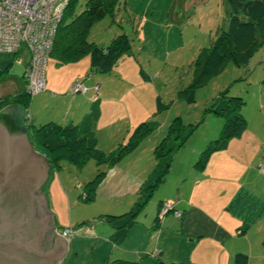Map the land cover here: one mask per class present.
Wrapping results in <instances>:
<instances>
[{"label":"crops","instance_id":"1","mask_svg":"<svg viewBox=\"0 0 264 264\" xmlns=\"http://www.w3.org/2000/svg\"><path fill=\"white\" fill-rule=\"evenodd\" d=\"M28 56L24 48L15 53H0V100L25 92L23 71ZM9 58L11 63L3 71L2 64ZM101 76V72L90 67L87 55L74 61L61 62L48 54L43 75L44 89L30 96L26 106L18 103L2 105L0 117L11 118L18 130H26L31 143L30 125L38 126L47 122L62 126L77 124L94 104L98 110L94 126L95 145H103L97 149L105 154L104 145H109L107 139L114 140L115 135L112 133L117 128V97L109 100L105 98L107 96H104ZM74 80L85 85L84 93H71L70 86ZM100 126L102 131L108 133L105 136L107 144L98 138ZM242 134L230 138L222 150L209 155L203 167L193 166L189 174L173 172L176 158L173 155L167 172L169 177L165 176L155 189L163 184L167 188L157 195L149 209H145L146 205L143 207L125 237L116 243L111 241L114 234L112 226L101 215H119L129 210L137 198V191L151 180L153 171L148 176H140L135 182L123 167H105L99 181L92 187L93 198L85 201L81 197L82 201H79L72 197L71 192L70 195L66 192L58 172L50 171L45 157L33 149L45 159L47 178L51 172L50 181L47 182L46 178L42 182L49 183L47 196L41 190L42 183L39 191L44 196L46 208L53 216L54 229L59 234L63 228L75 227L90 217L92 212L89 215L81 213L83 204L89 203L87 206L90 207L103 196L107 197L103 199L105 204L92 206L97 212L91 217L99 215V218L91 225L85 224V231L91 234L64 237L66 249L61 264H83L87 256L94 264H237L233 260L236 253L245 254V264H264V152L259 158L263 165L262 171L252 168V178L242 172L243 165L240 162L235 167H228L229 150H232L238 161L245 152H249L247 144L250 145L255 136L250 141L247 137L241 141ZM262 137L264 133L260 135V142L257 141L260 145L264 144ZM139 149L138 144L129 152L130 158L137 157ZM262 149L264 151L263 146ZM222 153L220 171L223 174L213 178L214 163ZM197 157L198 154L195 155V161ZM255 160L256 157L253 161L251 159V167ZM202 172L208 175V181H200ZM134 185L139 190L135 187L130 190L129 187ZM116 190L117 202L114 203L111 196ZM163 201L171 202L173 209L180 211V216L167 212L157 221L158 205ZM112 207L114 210H109ZM83 244L90 248L84 257L81 252ZM154 252L156 255H151ZM94 253L95 258L92 257ZM145 254L149 256L143 257ZM81 256L82 259L78 261Z\"/></svg>","mask_w":264,"mask_h":264},{"label":"rangeland","instance_id":"2","mask_svg":"<svg viewBox=\"0 0 264 264\" xmlns=\"http://www.w3.org/2000/svg\"><path fill=\"white\" fill-rule=\"evenodd\" d=\"M84 2L85 0H74V12L82 10ZM226 21L224 0H117L111 13H106L91 24L87 32L88 41L106 45L116 35L123 33L127 35L129 44L127 51L117 57L112 69L102 73L100 78L105 90L104 96H107L105 98L109 100L117 97L115 119L117 128L112 133L115 135L114 140L107 139L109 145H104L105 156L111 152L110 150L113 152L120 149L127 134L139 122L151 120L155 122L156 127L141 139L138 156L135 158H130L129 152L122 149L114 157L112 155L108 161L99 164L93 158H85L79 167L66 159H61L56 168L51 166L50 171L58 172L69 195L71 192L74 199L82 201V194L89 193L91 189L87 183L98 171L113 165L123 167L126 173L132 176L130 179H134L135 182L140 176H148L157 163L153 155V147L172 123L174 125L164 144L170 140L179 141L182 134H178L182 130L186 132L192 129L173 153L176 157L175 161L172 160L175 174L191 173L195 155H199L209 142L218 137L223 126V117L208 110L222 97L241 98V102L236 105L244 121L241 141L246 137L250 141L252 136H255L254 140L250 141V145L247 144L249 152H245L240 161L234 157L232 150L228 151V167H235L240 162L243 165L242 172L250 178H252V168L262 171L263 165L259 158L264 152L262 149L264 144L260 145L257 141L264 133V39L256 47L247 64L237 65L228 59L215 75L207 76L197 86L192 84L197 75L199 57L216 39L222 28H225ZM190 92L192 100L187 101ZM157 98L161 104L159 108ZM106 135L108 133L102 131L100 126L98 138L105 144H107ZM175 135L178 137H174ZM262 138L264 143V137ZM95 146L98 148L103 145ZM223 155L222 153L214 163L213 178H219L223 174L220 171L222 165L220 158ZM255 157L256 160L252 162L253 167H251V159L253 161ZM50 171L47 182L51 178ZM166 174L165 176H168ZM208 180V175L202 172L200 181ZM46 181L42 183L41 190L45 191L47 196L49 183ZM135 185L129 187L130 190ZM164 185H159L158 189L152 191L145 206L146 210L155 203L157 195L167 188ZM135 188L139 190V187ZM111 198L112 202H117V190ZM103 199L107 197L103 196L92 206L103 204L105 202ZM163 202L159 203L157 211H160ZM87 205L89 203L83 204L81 213L86 212V215H89L92 212V214L84 223L75 226L78 231L74 234L75 237L91 234L85 231L84 226L91 225L99 218V215L91 217L97 210L91 204L90 207ZM89 249L88 245L81 246L83 257L87 256ZM95 254H92L93 258ZM148 256V254L143 255V257ZM62 258L63 255L60 264ZM89 258L90 256H87L83 264H94L93 260H88Z\"/></svg>","mask_w":264,"mask_h":264},{"label":"trees","instance_id":"3","mask_svg":"<svg viewBox=\"0 0 264 264\" xmlns=\"http://www.w3.org/2000/svg\"><path fill=\"white\" fill-rule=\"evenodd\" d=\"M116 2L117 0H85L83 9L74 12V0H65L49 54L54 55L61 62L74 61L87 55L91 68L101 73L109 72L117 57L129 48L127 35L118 34L108 44L98 45L87 40V32L94 21L113 11ZM224 3L226 26L199 57L196 68L197 75L192 83L194 86L202 83L207 76L215 75L228 59L237 65L247 64L256 47L264 39V0H224ZM10 63L9 58L6 63L2 64L3 71ZM29 98L26 91H23L15 96L0 100V107L9 103L26 106ZM186 100H192L191 92L187 95ZM157 102L159 108L161 104L158 98ZM240 102L241 98L238 96L226 97V99L222 97L215 106L208 108L213 114L223 117L224 122L218 137L199 152L198 160L194 163L195 167H203L212 152L223 149L230 138L237 137L242 132L244 121L236 106ZM97 112L96 105L93 104L77 124L62 126L55 122H47L36 127L30 125L33 149L45 157L50 167H58L61 159H66L79 167L85 158H93L96 163H101L108 161L112 155V157L117 155L119 150L133 151L141 139L156 127L155 122L151 120L139 122L120 149L118 148L105 156L95 146L94 126ZM173 125V123L169 125L153 147V155L157 161L153 175L151 180L139 190V194L129 210L119 215H101L113 228L114 234L111 238L113 243L125 237L128 228L135 222L137 215L146 205L158 182L164 179L169 170L173 153L177 151L192 130L188 129L186 132L182 130L178 134H182L179 141L170 140L164 144V141L168 140ZM178 135L174 137H178ZM102 174L103 172L98 171L95 177L87 183L91 189L89 193L82 194L84 200L93 198L92 187L99 181ZM155 218L158 221L157 213ZM245 259L246 256L242 253H236L233 256V260L237 264H245Z\"/></svg>","mask_w":264,"mask_h":264},{"label":"water","instance_id":"4","mask_svg":"<svg viewBox=\"0 0 264 264\" xmlns=\"http://www.w3.org/2000/svg\"><path fill=\"white\" fill-rule=\"evenodd\" d=\"M45 159L34 152L26 130L0 117V264H60L64 237L53 225L40 184Z\"/></svg>","mask_w":264,"mask_h":264},{"label":"built area","instance_id":"5","mask_svg":"<svg viewBox=\"0 0 264 264\" xmlns=\"http://www.w3.org/2000/svg\"><path fill=\"white\" fill-rule=\"evenodd\" d=\"M64 4L65 0H0V53H15L20 48L28 51L23 77L24 89L29 96L44 89L46 60ZM70 91L84 93L86 87L74 80ZM169 211L180 216V212L173 209V204L165 201L157 211L158 220ZM76 233V227L60 231L65 238Z\"/></svg>","mask_w":264,"mask_h":264},{"label":"bare ground","instance_id":"6","mask_svg":"<svg viewBox=\"0 0 264 264\" xmlns=\"http://www.w3.org/2000/svg\"><path fill=\"white\" fill-rule=\"evenodd\" d=\"M21 49V48H20Z\"/></svg>","mask_w":264,"mask_h":264}]
</instances>
